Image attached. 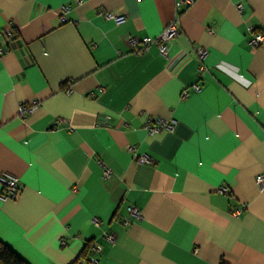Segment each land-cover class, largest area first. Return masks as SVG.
Wrapping results in <instances>:
<instances>
[{
	"label": "crops",
	"instance_id": "0c3cea01",
	"mask_svg": "<svg viewBox=\"0 0 264 264\" xmlns=\"http://www.w3.org/2000/svg\"><path fill=\"white\" fill-rule=\"evenodd\" d=\"M180 2L0 0V242L25 263L264 264V0ZM175 15L167 57L127 43Z\"/></svg>",
	"mask_w": 264,
	"mask_h": 264
},
{
	"label": "built area",
	"instance_id": "2783aa9c",
	"mask_svg": "<svg viewBox=\"0 0 264 264\" xmlns=\"http://www.w3.org/2000/svg\"><path fill=\"white\" fill-rule=\"evenodd\" d=\"M195 0H181V5H191L194 3ZM81 0H75V3H80ZM70 8V5H65L62 8L63 14H65ZM237 9L240 10L241 6H237ZM108 19H112L116 24H120L125 21V17L123 15H114L112 13H106L105 14ZM250 38H249V44L253 47H259L264 46V33L257 32L253 28H249ZM4 43L6 45L12 44L15 38V34L13 32L12 28H7L1 32ZM179 34V16L175 15L169 24L163 29V31L159 34V36L155 38L146 37L143 39H136V38H127V43L129 46L133 47L137 44L140 45V49L143 51L148 50L150 45H155L157 47L158 53L163 56L167 57L169 54V48L167 46V42L174 38ZM7 49L0 48V54L6 52ZM206 55V50L199 48L197 50V57L199 60H202ZM194 91H199L200 84L196 83L192 86ZM188 91H184L182 94L183 98L188 97ZM38 106L37 103L34 104H22L18 107V113L22 116H24L27 113L32 112L36 107ZM175 126V121L170 119L166 120L163 118H156L154 120L150 119L147 121L145 129L148 130L149 134H155L159 133L162 130L165 131H171L173 130ZM140 162H147L148 159L144 156H141L139 158ZM109 170L107 168L104 169V175H108ZM255 182L259 186H264V171L257 174L255 177ZM0 185L2 187V192L0 193V200H12L16 199L19 196L20 193V186H19V179L11 176L10 174L3 173L0 174ZM220 192H225V188H220ZM134 217L137 220L141 219V213L138 210V208L134 206H127L126 207V216L122 219V224L124 226L129 225V217ZM93 222L97 224V220L94 219ZM107 240L109 242H113L114 236L113 235H107ZM60 245L62 247L66 246V243L64 241L60 242ZM92 252L94 255L90 256L88 258L87 264H99L98 259L95 257V253L98 252V249L95 245L90 246Z\"/></svg>",
	"mask_w": 264,
	"mask_h": 264
},
{
	"label": "trees",
	"instance_id": "16d2710c",
	"mask_svg": "<svg viewBox=\"0 0 264 264\" xmlns=\"http://www.w3.org/2000/svg\"><path fill=\"white\" fill-rule=\"evenodd\" d=\"M90 244L84 248V252H89ZM0 264H27L19 256H17L11 249L0 242Z\"/></svg>",
	"mask_w": 264,
	"mask_h": 264
}]
</instances>
